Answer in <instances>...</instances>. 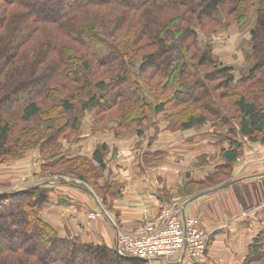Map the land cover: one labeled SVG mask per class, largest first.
<instances>
[{"label":"trees","instance_id":"1","mask_svg":"<svg viewBox=\"0 0 264 264\" xmlns=\"http://www.w3.org/2000/svg\"><path fill=\"white\" fill-rule=\"evenodd\" d=\"M251 7H256L257 28L251 32L247 65L237 74L234 66L218 63L212 43L199 39L198 27L208 30L214 25L218 28L223 20L243 21ZM10 9L24 11L21 33L16 37L6 31ZM82 11L86 17L83 25L70 30V45H63L66 40L60 42L57 37L48 49L24 62V51L35 41L40 25L65 29L69 18ZM75 49L81 54L72 51ZM137 59L142 60L138 71L134 64ZM261 74H264V0H0V160L21 156L33 143V137H43L53 128L49 123L40 124L37 130L35 125H27L36 117L51 120L48 116L51 110L70 113L75 109L68 98L62 97L64 92L75 97L82 95L79 103L83 110L101 114L134 104L146 112L139 121L142 123L154 114L168 116L183 106V113H187L191 106L199 104L204 89L208 88L207 82L215 84L216 91L223 90L225 97L231 99L230 104L239 115L240 138L254 143L264 134ZM153 81L156 83L151 85ZM47 105L52 106L51 110L46 109ZM218 118L226 120L223 115ZM63 120L64 117L59 120L54 135L42 140L44 153L47 148L58 147V139L66 129L74 131L80 124L78 116ZM116 120L119 134L135 129L141 133L137 128L139 122H134L137 119L128 121L119 116ZM202 121L190 115L182 127L189 129ZM17 122L24 125L17 127ZM95 122L97 126L102 124L97 119ZM225 138L230 147L221 152L225 160L220 166L223 168L239 159L244 146L241 140ZM106 147L99 146L93 157L100 168ZM66 159L77 162L69 169L71 177L98 182L99 171L84 161L86 157ZM51 183L53 180L49 179L23 190H10L9 182L0 181V264L146 263L124 257L105 244L59 237L54 227L41 217ZM241 264H264V230L255 236Z\"/></svg>","mask_w":264,"mask_h":264},{"label":"crops","instance_id":"2","mask_svg":"<svg viewBox=\"0 0 264 264\" xmlns=\"http://www.w3.org/2000/svg\"><path fill=\"white\" fill-rule=\"evenodd\" d=\"M228 65L233 66L231 61ZM163 120L166 121L162 116L152 118L148 131L123 136L114 125L102 127L103 124L97 126L89 117L83 119L80 126L86 123L88 133L80 134L78 143H70L68 154L88 157L100 168L93 157L99 146L106 145L97 183L105 180L109 192L100 198L83 178L53 180L41 217L54 227L59 237L76 238L86 244H105L115 249L118 228L135 231L145 221L155 218L163 203L181 200L186 215L199 217L205 227L213 230L209 257L217 264H241L255 236L264 230V207L242 216L243 211L264 198V145L257 142L245 145L239 161L240 171L233 181L197 193H183L181 197L184 186L199 184L205 176L202 169L190 168L184 177L188 163L181 157L186 154H196L197 158L210 154L221 156L230 144L213 130L192 132L195 135L189 138L179 131L170 133L168 139ZM136 138L135 145L131 142ZM127 153L131 157L125 160L123 154ZM158 154H164L158 164L150 165L142 160L143 156ZM224 164L225 160H220L214 168ZM0 181L9 182L8 187L15 183L10 179L2 181L0 178ZM242 186H246V192L241 191ZM221 192L227 197L223 203L217 199ZM99 211L100 215L89 218L92 212ZM151 264L192 263L179 258Z\"/></svg>","mask_w":264,"mask_h":264},{"label":"rangeland","instance_id":"3","mask_svg":"<svg viewBox=\"0 0 264 264\" xmlns=\"http://www.w3.org/2000/svg\"><path fill=\"white\" fill-rule=\"evenodd\" d=\"M125 1V0H122ZM133 2V1H130ZM49 3V2H48ZM51 5V4H50ZM255 8L256 7H251L249 11L246 14V17L242 19L243 21H240V19H233L231 21H226L223 20V23L219 25L217 28L215 25L212 26L210 29L202 30L199 29V39L204 40L205 42H211L213 46V54L215 55L216 60L218 63L227 65L229 61L232 62L233 66L236 68V73L240 74V70L243 67H246V55L247 52L251 51V41H252V30L257 28V23H256V18H255ZM146 9V8H144ZM143 9V10H144ZM143 10L141 12H143ZM224 10V8H223ZM23 10L22 9H10L8 11V18L6 20V27H7V32L10 31V35L12 37H16L19 33H21V20L23 16ZM163 14V13H162ZM141 15V13H139ZM152 16V15H150ZM86 17V13L84 11L76 13L75 15L71 16L69 18L68 25L65 29L57 28L55 25H49V24H43L40 25L39 30H37V35L34 38V42L28 47L23 54L24 62L28 61L32 55L37 54L39 51H44L45 49H48L52 41H54L57 37L61 41L66 40L63 45H70L72 42V39H69L71 37L70 35V30L74 28H79V26L83 25V20ZM141 17V16H139ZM161 18L163 19L164 17L161 15ZM222 18L225 19V17L222 15ZM144 20L146 19L145 17L143 18ZM156 22H159L158 19H156ZM45 28H50L51 30L55 32H50L45 30ZM10 38L11 40L13 38ZM6 40V42H9V40ZM229 40L230 43H229ZM234 44L233 46H231ZM5 45H7L5 43ZM62 45V47H63ZM8 46V45H7ZM241 46V47H240ZM76 52L77 54H81V51L78 52L77 50H72ZM70 55V53H67ZM142 52L140 53V55ZM71 56V55H70ZM81 56V55H80ZM142 62L141 59L135 60V70L138 71V67L140 63ZM261 80L262 83L264 84V74H261ZM260 80V81H261ZM140 81L143 83L141 87L145 89V84L144 81L140 79ZM156 81H153L151 85H154ZM259 84V82H258ZM259 84V85H260ZM208 88L204 89V92L202 96L200 97L199 104H195L193 107L191 106L187 113H183L185 109L182 107V109H177L172 112L167 116V114H154L151 116V118L143 120L142 123L141 121L143 119V116L145 115V110L139 109L138 106L135 107V105H126L124 107L118 106L116 109H114L111 112H108L106 114H101L97 113L96 111H89V110H83L80 106V99L82 98V95L79 97H75L74 95H70L68 92H64L62 97L68 98L74 105V110L69 112H62V110H51L52 106L47 105L46 109L51 110L49 112V117L51 120H46L45 116L43 117H36L35 120L27 124L29 126H36V130L41 128L40 124H47L51 127H53L49 132L44 133L43 137H38L35 136L33 137V143L30 145L29 149L24 152L21 156H16L11 159H1L0 160V178L2 181H6V179H10L11 181L15 182L11 187V189H17V190H23L30 184L38 183V180L41 181H47V180H69L71 181L73 178L71 177L69 169H72V166L75 165L77 162H68V160H65L66 158H75L78 157L77 155H70L68 154V150L70 149L71 146L70 143H78L79 141V135L80 134H86L88 133V126H86V123L84 124L83 127L78 125V128L74 131H68L66 129V133L60 135L58 142L59 145L58 147L55 148H47L46 152L44 153L42 147L45 136L48 135H54L53 133L57 129L58 122L61 120L62 117L65 119H68L71 116H78L81 121L87 117L89 119H93L94 121H97L99 123H102L104 127L105 125H114L115 128H117V120L116 118L119 116H123L126 118L128 121L129 120H134L137 119V121H134L135 123H138L137 128L140 129L141 133H144L145 130L148 131L150 128V123L151 119L155 118H161V116L167 121H164L165 124V129L167 127V138L169 139L170 133L175 134V132H181L183 131V136L185 137H191L195 135L192 132H206L209 130H213L216 133L221 134V139L227 137L228 139H237L241 140L244 144L242 148V153L243 154V149L246 144L248 143H253L248 141L246 138L242 137L240 138L239 133H238V128H239V115L238 112L232 108L230 102V98H226L225 94L223 93V90H218L216 91L214 87L215 84H212L210 82H207ZM146 90V89H145ZM223 91V92H222ZM234 91L232 92V94ZM227 95V94H226ZM208 102L212 104L208 105ZM214 101V102H213ZM51 103V102H50ZM232 103V102H231ZM259 106L262 107L261 102H258ZM218 109V111H216ZM144 111V112H143ZM183 114L184 116L181 117L180 115ZM58 115V117L56 116ZM86 115V116H85ZM193 115L197 120L203 119L202 122H199L195 124L193 127L189 129H185L182 127V123L184 122V119H186L188 116ZM225 116L226 120H220V116ZM166 116V117H165ZM85 117V118H84ZM63 120V121H64ZM101 124V125H102ZM169 124V125H168ZM24 124H20L17 122L16 126L21 127ZM34 127V126H33ZM106 128V127H105ZM155 128V127H154ZM153 128V129H154ZM99 129V128H98ZM155 130V129H154ZM195 130V131H193ZM116 133V129L114 130ZM124 135H134V134H139L137 133L136 129L135 130H124L123 133ZM41 136V135H40ZM132 138V137H131ZM128 138V139H131ZM261 140L257 141V143L263 144L264 145V134L260 136ZM225 140H227L225 138ZM154 141V140H153ZM138 139H134L135 145L137 144ZM137 148L139 146H136ZM107 150H104L103 155L105 156V152ZM134 151V148L132 149V152ZM125 156V160L130 158L131 155L127 153ZM239 157L238 161L233 163L230 167H216L214 168V165H217V162L220 160H223L222 156L218 155H209V156H201L197 158L196 154H186V156L181 157V160H184L187 164L185 166V171H184V177L186 175V170L190 168L194 169H202L201 173H204V182L195 184L194 185H189V186H184L183 187V192H181V197L185 195H188L190 193H197L201 192L204 190H207L209 188H217L219 186L225 185L231 181L234 180L235 174L237 171H240V158ZM85 157V156H83ZM164 154H158L155 156H143L142 160H145L148 162V164H158L161 162L163 159ZM87 159L84 161H88L92 166H95L97 170H101L103 167L98 168L92 159L86 157ZM59 159L56 163L54 160ZM83 159V158H82ZM81 159V160H82ZM55 163V164H54ZM52 165V166H51ZM189 165V166H188ZM198 169V170H199ZM189 177V176H188ZM89 186L91 189L95 191V193L101 198L104 197L105 193L109 192V187L107 186V182L103 180L101 183H89ZM7 187V188H10ZM5 188L4 190H6ZM264 188V186H263ZM0 191H2V188L0 187ZM242 192H246V186H242L241 189ZM179 193V192H178ZM184 193V194H183ZM237 193V192H236ZM245 195V194H244ZM243 195V196H244ZM237 197V196H236ZM242 196H239V198ZM185 198V197H184ZM217 199H219V202L223 203L227 200V197L223 196V192L218 194ZM174 200V199H173ZM176 203H181V200L175 201ZM261 202V201H260ZM256 204L252 208L245 210L243 212H249V211H255L257 210L260 205L264 202ZM223 205V204H222ZM223 207V206H221ZM242 212V213H243ZM210 258V257H209ZM211 259V258H210ZM212 260V259H211ZM213 261V260H212ZM215 262V261H214ZM216 263V262H215ZM146 264V263H145ZM217 264V263H216Z\"/></svg>","mask_w":264,"mask_h":264},{"label":"built area","instance_id":"4","mask_svg":"<svg viewBox=\"0 0 264 264\" xmlns=\"http://www.w3.org/2000/svg\"><path fill=\"white\" fill-rule=\"evenodd\" d=\"M183 208V203L165 202L155 218L135 231L118 228L116 251L148 264L179 258L192 264H216L208 255L213 230L205 227L199 217L186 215ZM101 210L104 212L102 207ZM100 213L92 212L89 218L94 219ZM244 215L248 213L243 212Z\"/></svg>","mask_w":264,"mask_h":264}]
</instances>
